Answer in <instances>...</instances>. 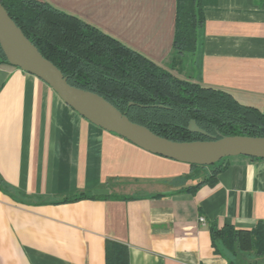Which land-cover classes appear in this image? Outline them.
<instances>
[{
  "label": "crops",
  "instance_id": "obj_1",
  "mask_svg": "<svg viewBox=\"0 0 264 264\" xmlns=\"http://www.w3.org/2000/svg\"><path fill=\"white\" fill-rule=\"evenodd\" d=\"M36 1L181 80L264 107V0H201L198 47L175 68L176 0ZM225 164L201 183L207 170L92 125L34 75L0 64V264H108V242L118 245L110 264H227L210 226L264 229V160Z\"/></svg>",
  "mask_w": 264,
  "mask_h": 264
},
{
  "label": "trees",
  "instance_id": "obj_2",
  "mask_svg": "<svg viewBox=\"0 0 264 264\" xmlns=\"http://www.w3.org/2000/svg\"><path fill=\"white\" fill-rule=\"evenodd\" d=\"M0 3L70 86L100 95L128 121L146 127L153 134L182 144L221 136L264 137V107L244 106L225 91L181 80L96 27L47 3L36 0H0ZM176 12L170 68L180 66L183 54L196 51L203 25L201 0H176ZM0 64H8L1 49ZM190 120L206 135L188 132ZM225 160L192 168L194 173L207 170L201 183L213 184L217 174L224 171ZM70 200L73 199L66 198L63 202ZM210 234L214 251L226 257L227 264H242L238 261L241 254L253 260L264 257L261 227L244 231L212 224ZM117 248L115 243H106L108 264L112 263L110 257Z\"/></svg>",
  "mask_w": 264,
  "mask_h": 264
},
{
  "label": "water",
  "instance_id": "obj_3",
  "mask_svg": "<svg viewBox=\"0 0 264 264\" xmlns=\"http://www.w3.org/2000/svg\"><path fill=\"white\" fill-rule=\"evenodd\" d=\"M0 49L7 63L22 72L34 75L92 125L115 134L136 147L167 159L194 166H212L231 157L243 156L264 160V137L221 136L195 142H173L153 134L144 126L128 121L114 106L95 93L68 84L50 61L24 36L0 3ZM187 131L206 135L194 120Z\"/></svg>",
  "mask_w": 264,
  "mask_h": 264
},
{
  "label": "rangeland",
  "instance_id": "obj_4",
  "mask_svg": "<svg viewBox=\"0 0 264 264\" xmlns=\"http://www.w3.org/2000/svg\"><path fill=\"white\" fill-rule=\"evenodd\" d=\"M231 257V256H230ZM246 254H241V256L238 258V261H240L242 264H255L254 261H250Z\"/></svg>",
  "mask_w": 264,
  "mask_h": 264
},
{
  "label": "built area",
  "instance_id": "obj_5",
  "mask_svg": "<svg viewBox=\"0 0 264 264\" xmlns=\"http://www.w3.org/2000/svg\"><path fill=\"white\" fill-rule=\"evenodd\" d=\"M204 220L202 218H200V222H203Z\"/></svg>",
  "mask_w": 264,
  "mask_h": 264
}]
</instances>
